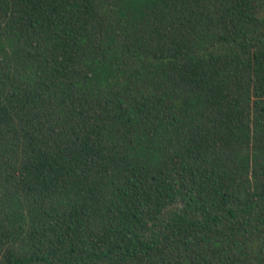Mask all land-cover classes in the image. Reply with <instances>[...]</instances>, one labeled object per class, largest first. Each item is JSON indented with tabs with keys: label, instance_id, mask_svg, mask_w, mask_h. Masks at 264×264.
<instances>
[{
	"label": "trees",
	"instance_id": "obj_1",
	"mask_svg": "<svg viewBox=\"0 0 264 264\" xmlns=\"http://www.w3.org/2000/svg\"><path fill=\"white\" fill-rule=\"evenodd\" d=\"M0 264H264V0H0Z\"/></svg>",
	"mask_w": 264,
	"mask_h": 264
}]
</instances>
